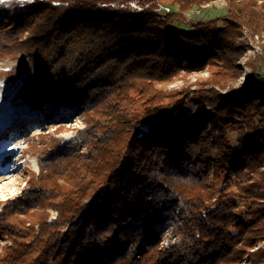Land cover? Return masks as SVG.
Wrapping results in <instances>:
<instances>
[{"label": "trees", "instance_id": "obj_1", "mask_svg": "<svg viewBox=\"0 0 264 264\" xmlns=\"http://www.w3.org/2000/svg\"><path fill=\"white\" fill-rule=\"evenodd\" d=\"M123 1L35 0L2 18L19 36L4 57H24L11 103L91 130L41 152L0 203V264H264V0H225L191 33L183 12L217 0H136L163 16ZM255 35L261 54L240 64ZM209 66L197 91L158 87ZM169 227L180 241L164 247Z\"/></svg>", "mask_w": 264, "mask_h": 264}, {"label": "rangeland", "instance_id": "obj_2", "mask_svg": "<svg viewBox=\"0 0 264 264\" xmlns=\"http://www.w3.org/2000/svg\"><path fill=\"white\" fill-rule=\"evenodd\" d=\"M35 0H28L24 2L8 3L0 2V21L1 26H7L9 22L7 19L16 15L23 14L30 9ZM57 5V4H55ZM124 8H120L121 6ZM147 5L153 13L158 16H163L164 9L161 4L148 3L140 5L136 0H127L117 4L111 5L114 9H124L136 12H141ZM99 7L107 6L100 4ZM141 6V7H140ZM164 6V5H162ZM226 1L217 0L209 3L199 9H190L183 12L184 20L181 23H176L184 31L191 33V27L199 21H206L215 18H220L226 15ZM167 7V6H164ZM175 8V7H174ZM144 11V10H143ZM178 12V9L175 8ZM16 12L12 15L11 13ZM132 13V12H131ZM17 36L4 35L0 33V137H5V143L0 138V203L9 198H14L21 194L25 189V174L26 171H37V159L41 156V152L52 149L57 150L62 147V144L71 140L78 131L90 133L85 123L78 117L73 116L71 113H66L64 109L59 110L60 116L68 118L70 121L66 124L65 129H59L52 122H44L41 117L35 116V111L29 106L24 104L14 105L11 103V97L17 88L23 84L22 77L25 75L24 57L21 52L16 55L11 54L4 57V48L7 46H15ZM26 38V35L21 36ZM248 49L246 50L244 60L249 57H254L256 54H261L259 48V36L255 35L253 39H247ZM261 73L264 76V63L260 65ZM212 67H206L202 71L186 73L182 72L173 80L158 84V87L165 90H186L197 91L203 82L211 77ZM242 79L240 81L242 82ZM198 108L195 105L190 106L187 113L195 114ZM24 132L28 134V138H23L20 134ZM83 152V151H82ZM9 156L6 165L1 167L4 158ZM1 207V206H0ZM243 212L242 203L237 201V209ZM54 214L52 213L51 219ZM245 218V217H244ZM165 237L162 246H170L179 243L180 239L174 235L172 227L166 229ZM4 242L0 240V245ZM244 264V263H241Z\"/></svg>", "mask_w": 264, "mask_h": 264}, {"label": "built area", "instance_id": "obj_3", "mask_svg": "<svg viewBox=\"0 0 264 264\" xmlns=\"http://www.w3.org/2000/svg\"><path fill=\"white\" fill-rule=\"evenodd\" d=\"M140 7H141V6H140ZM149 7H150V6H149V5H147V7H146V8H143L142 10H139V11H141V12H142L143 10H145V9H147V8H149ZM160 7H162V9H164V10H163V11H165L164 13H167V12H169V9H168L167 7H164V6H162V5H161ZM120 8H124V6L122 5ZM131 12H132V13H138V12H136V11H132V10H131Z\"/></svg>", "mask_w": 264, "mask_h": 264}, {"label": "bare ground", "instance_id": "obj_4", "mask_svg": "<svg viewBox=\"0 0 264 264\" xmlns=\"http://www.w3.org/2000/svg\"><path fill=\"white\" fill-rule=\"evenodd\" d=\"M5 3H7V2H5ZM2 180L0 179V182H1Z\"/></svg>", "mask_w": 264, "mask_h": 264}, {"label": "water", "instance_id": "obj_5", "mask_svg": "<svg viewBox=\"0 0 264 264\" xmlns=\"http://www.w3.org/2000/svg\"><path fill=\"white\" fill-rule=\"evenodd\" d=\"M56 6H59V5H56Z\"/></svg>", "mask_w": 264, "mask_h": 264}]
</instances>
